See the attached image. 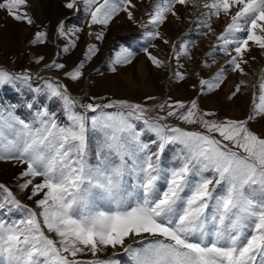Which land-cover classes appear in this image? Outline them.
<instances>
[{
  "label": "snow or ice",
  "instance_id": "1",
  "mask_svg": "<svg viewBox=\"0 0 264 264\" xmlns=\"http://www.w3.org/2000/svg\"><path fill=\"white\" fill-rule=\"evenodd\" d=\"M189 3L194 0L157 3L148 24L156 28L169 14L179 19L174 7ZM76 5L77 0H70L65 7ZM129 5L130 0H84L91 25L105 27L121 12L132 20ZM27 7L28 0H0V9L14 20L32 25ZM202 7L209 10L203 14L209 33L215 32L213 18L226 20L223 30L215 34L213 49L230 57L227 65L232 71L246 75L244 54L252 47L264 52V0H203ZM58 32L61 37L66 35L64 21L59 22ZM103 35L96 38L103 39ZM147 35L160 38L158 30ZM45 39L46 33L37 31L33 43ZM96 51L90 45L86 59ZM144 51L154 66H162L147 48ZM182 51L188 55V46ZM134 55L122 48L113 63L130 64ZM48 67L62 69L65 65L54 61ZM83 67L81 62L66 75L78 80ZM226 72V67L221 68L212 80L201 79V88L219 89ZM17 79L27 82L30 76L0 70V84ZM45 84L49 98L61 100L67 123L47 107L36 111L31 123L12 112H0V160L17 159L25 164L21 176L26 179L20 187L31 186L29 199L39 197L35 200L39 211H35L0 184L7 193L0 211H11L7 207L11 205L25 213L12 222L0 220V264H122L119 258L78 259L86 251L95 257L104 249L118 247L126 254L127 264H264V137L249 126L264 117V77L245 119H205L214 113H200L196 100L188 107L182 102L168 105L185 111L179 115L169 111L167 116L197 125L203 132L150 123L144 119L142 105L126 100L88 103L79 112L77 101L65 87ZM33 106L27 104L29 109ZM112 108L117 111H105ZM132 119H143L156 133L154 149L140 140ZM90 133L98 134L94 145ZM171 145L179 146V152L171 163L163 162Z\"/></svg>",
  "mask_w": 264,
  "mask_h": 264
},
{
  "label": "rangeland",
  "instance_id": "2",
  "mask_svg": "<svg viewBox=\"0 0 264 264\" xmlns=\"http://www.w3.org/2000/svg\"><path fill=\"white\" fill-rule=\"evenodd\" d=\"M67 2L70 0H28L27 11L34 20L32 25L18 22L6 10L0 9V70L17 76H30L27 82L17 79L0 84V112L4 115L12 112L31 123L36 111L47 107L61 122L67 123L61 100L49 98L45 81L65 87L68 94L77 101L76 110L79 112H83V106L88 103L103 105L111 100H126L142 105L146 109L144 119L150 123L178 126L186 130L204 131L197 125L182 123L176 116H167L169 111H177L178 115L185 111L169 108L168 105L182 102L188 107L192 100H196L200 113H214L205 119L217 122L245 119L251 113L253 95L255 93L258 97L259 83L264 77V52L252 47L251 51L244 54L248 61L242 65L246 75L232 71L227 65L230 57L213 49L215 34L223 30L226 20L223 17L213 18L211 25L215 32L209 33L203 23V14L209 10L202 7L203 0H194V3L187 5L177 4L174 11L179 19L169 14L164 23L156 28L148 24L151 18L149 13L163 0H130L129 11L133 19L129 20L127 13L121 12L113 17L107 27L91 25L90 14L84 9V0H77L73 9L65 7ZM60 21L65 22L66 35L63 37L58 32ZM77 28L81 31H75ZM157 30L160 38L152 39L147 35ZM37 31L46 33L44 43H33ZM101 32L104 33L103 39H97ZM165 40L169 43H164ZM90 45H95L98 51L86 59ZM184 45L188 46V55L182 51ZM122 48L135 53L130 64L113 63ZM145 48L163 62L161 67L153 65ZM232 54L235 55L234 52ZM40 57L43 59L37 63ZM54 61L65 67H48ZM81 62L84 63L82 75L74 81L66 74L76 69ZM225 67L226 76L219 89L208 91L206 87L201 88V79L212 80ZM113 68L116 70L112 71ZM238 84H241V90L233 95ZM28 103H33L32 109L27 107ZM105 111L115 112L117 109ZM159 117L166 118L160 120ZM131 122L140 133V140L154 149L158 142L156 133L144 124L143 119H132ZM249 126L256 134L264 137V117H257ZM97 135L89 134L90 144L94 145ZM178 152L179 146H169L162 161L171 163ZM26 167L17 159L0 160V184L8 188L21 204L39 211L35 204L39 197L29 199L31 186L24 190L20 187L26 179L21 176ZM128 182L132 183L131 178H128ZM6 196L7 193L0 189V203L4 202ZM7 207L12 210L5 208L0 211V220L12 222L23 218V211L11 205ZM109 258H119L122 264H127V256L119 247L104 249L95 257L87 251L78 257L83 261Z\"/></svg>",
  "mask_w": 264,
  "mask_h": 264
},
{
  "label": "bare ground",
  "instance_id": "3",
  "mask_svg": "<svg viewBox=\"0 0 264 264\" xmlns=\"http://www.w3.org/2000/svg\"><path fill=\"white\" fill-rule=\"evenodd\" d=\"M42 15H43V14H42ZM42 15H41V16H42ZM43 17H44V16H43ZM44 18H45V17H44Z\"/></svg>",
  "mask_w": 264,
  "mask_h": 264
}]
</instances>
